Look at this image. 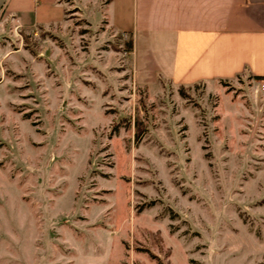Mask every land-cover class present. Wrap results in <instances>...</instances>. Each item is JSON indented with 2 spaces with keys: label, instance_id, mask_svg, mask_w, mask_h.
Returning <instances> with one entry per match:
<instances>
[{
  "label": "rangeland",
  "instance_id": "374dc122",
  "mask_svg": "<svg viewBox=\"0 0 264 264\" xmlns=\"http://www.w3.org/2000/svg\"><path fill=\"white\" fill-rule=\"evenodd\" d=\"M61 1L0 11V264H264L259 83L139 85L105 2Z\"/></svg>",
  "mask_w": 264,
  "mask_h": 264
},
{
  "label": "crops",
  "instance_id": "0c3cea01",
  "mask_svg": "<svg viewBox=\"0 0 264 264\" xmlns=\"http://www.w3.org/2000/svg\"><path fill=\"white\" fill-rule=\"evenodd\" d=\"M107 22L133 37L137 84L191 86L250 76L264 78V0H94ZM23 28L59 24L61 0H0Z\"/></svg>",
  "mask_w": 264,
  "mask_h": 264
},
{
  "label": "trees",
  "instance_id": "16d2710c",
  "mask_svg": "<svg viewBox=\"0 0 264 264\" xmlns=\"http://www.w3.org/2000/svg\"><path fill=\"white\" fill-rule=\"evenodd\" d=\"M122 36H126L127 37V48L132 51L133 50V37L130 34H122ZM262 80H264V78H261ZM138 133V132H137Z\"/></svg>",
  "mask_w": 264,
  "mask_h": 264
},
{
  "label": "built area",
  "instance_id": "2783aa9c",
  "mask_svg": "<svg viewBox=\"0 0 264 264\" xmlns=\"http://www.w3.org/2000/svg\"><path fill=\"white\" fill-rule=\"evenodd\" d=\"M259 91L261 92V93H264V80H261L260 82H259Z\"/></svg>",
  "mask_w": 264,
  "mask_h": 264
}]
</instances>
